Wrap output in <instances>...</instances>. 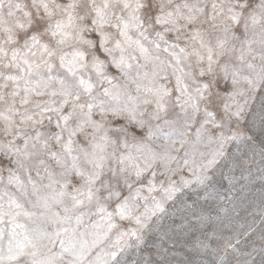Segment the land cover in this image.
Segmentation results:
<instances>
[{
	"label": "clouds",
	"instance_id": "1",
	"mask_svg": "<svg viewBox=\"0 0 264 264\" xmlns=\"http://www.w3.org/2000/svg\"><path fill=\"white\" fill-rule=\"evenodd\" d=\"M0 264H264V0H0Z\"/></svg>",
	"mask_w": 264,
	"mask_h": 264
}]
</instances>
